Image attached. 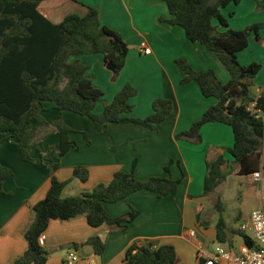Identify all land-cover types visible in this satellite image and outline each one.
Returning a JSON list of instances; mask_svg holds the SVG:
<instances>
[{
	"label": "crops",
	"instance_id": "obj_1",
	"mask_svg": "<svg viewBox=\"0 0 264 264\" xmlns=\"http://www.w3.org/2000/svg\"><path fill=\"white\" fill-rule=\"evenodd\" d=\"M90 8L99 13L101 23L118 32L129 46L126 64L118 78L104 63L100 54L73 57L89 68L94 76V85L104 92V102L95 108L102 114L105 103H112L126 85L137 89L131 99L133 119H145L153 113V103L158 99L170 100L173 110L165 122L152 131L134 123L110 124L107 129L95 127L87 117L71 112L51 110L42 115L48 123L63 121L72 129V140L78 144L61 160L56 176L62 182H70L64 197L89 193L99 183H109L113 175L122 171L131 173L133 161L138 159L134 175L139 180L150 177L168 176L166 167L171 161V175L182 179L176 194L158 199L150 191H139L116 204H106L105 209L112 217L126 215L132 208L140 212L139 217L120 231L107 226L92 228L85 216L70 221L53 220L44 234V249L48 253L46 264H63L67 254L78 244L81 260L77 264H127L126 251L134 244L153 243L155 246L173 245L178 258L184 264H199L213 249L210 242L216 240V229L206 210H224V197L235 195V180L242 177L233 163L230 150L235 138L231 127L222 123H208L201 129V142L191 143L177 139V135L188 131L200 121L204 113L217 104L215 98H206L198 84L181 85L183 71L176 63L187 60L197 71L213 69L222 83H228L230 73L218 59L199 43L186 38L185 30L164 23L170 19L168 6L162 0H46L39 6L40 13L54 24H59L67 15L84 17ZM223 16L231 29L243 31L254 24H264V9L259 10L254 0H242L224 8ZM220 32L225 28L219 25ZM150 48V54L143 52ZM242 66L260 64L261 70L250 88L254 99L264 94V29L259 36L252 35L249 46L238 54ZM45 153L58 143L56 132L42 133ZM40 152L33 158L39 159ZM224 157L225 180L214 192L205 194L207 163ZM0 165L14 171L15 178L0 181V264H14L28 248L25 232L33 221V208L47 195L51 186L49 167L32 164L21 159L12 143L0 149ZM89 171L88 181L81 183L73 178L76 167ZM245 177V176H243ZM250 184L256 186L247 177ZM257 187V186H256ZM258 193V187H257ZM247 196L251 191L246 192ZM259 198V193H258ZM260 205V198L259 204ZM257 207V208H258ZM237 213V217L249 218ZM224 218V217H223ZM239 232L238 230H232ZM191 232H195L193 237ZM240 233V232H239ZM94 236L105 243L103 255H97L85 243ZM217 241V240H216ZM191 246L195 251L189 249ZM191 261H188V258Z\"/></svg>",
	"mask_w": 264,
	"mask_h": 264
},
{
	"label": "trees",
	"instance_id": "obj_2",
	"mask_svg": "<svg viewBox=\"0 0 264 264\" xmlns=\"http://www.w3.org/2000/svg\"><path fill=\"white\" fill-rule=\"evenodd\" d=\"M46 0H0V149L12 143L23 161L49 166L51 186L46 197L33 208L34 218L25 232L28 248L14 264H46L48 253L39 244L53 220L70 221L85 216L92 228L107 226L126 230L140 215L132 208L121 217H112L106 204H116L139 191H150L158 199L177 193L182 179L171 175L139 180L134 171L138 159L133 161V171H118L109 183H99L89 193L64 197L63 192L70 182L60 181L56 173L60 162L78 144L72 140L75 133L63 121L48 123L42 113L51 110L71 112L89 118L94 126L107 129L110 124L134 123L156 131L173 110L170 100L158 99L153 103V113L145 119H133L131 99L138 93L126 85L112 103H105L102 114H95L96 106L104 102V92L94 85V76L89 68L73 57L100 54L104 63L113 68L118 78L126 64L129 46L116 31L104 26L96 9L90 8L84 17L67 15L62 22L54 24L44 17L39 6ZM168 6L170 19L162 22L185 30L186 38L204 46L214 53L230 73L228 83H222L213 69L197 71L185 59L176 61L184 76L181 85L198 84L202 95L215 98L217 104L210 107L202 119L177 139L200 143L201 129L208 123H222L232 128L235 138L230 154L239 168L240 176L249 177L259 170L264 147V94L254 99L250 88L261 70L260 64L242 66L238 54L249 46L252 35L259 36L264 24H254L243 31L231 29L223 16V9L242 0H162ZM259 10L264 9V0H254ZM215 21L225 28L220 32ZM256 103L252 111L247 108ZM53 127L58 143L45 153L41 134ZM40 159H34L35 151ZM227 161L219 157L207 163L205 194L208 195L225 180L224 166ZM14 171L0 165V181L13 180ZM73 178L85 183L89 171L76 167ZM223 213V209H221ZM228 229L223 216L216 225V240L226 243ZM235 233L234 231H232ZM246 244L253 241L242 234ZM85 245L92 247L101 256L105 250L103 240L94 236ZM79 249L78 244L72 245ZM127 264H184L178 258L173 245L155 246L153 243H134L126 251ZM204 264V259L199 260Z\"/></svg>",
	"mask_w": 264,
	"mask_h": 264
},
{
	"label": "built area",
	"instance_id": "obj_3",
	"mask_svg": "<svg viewBox=\"0 0 264 264\" xmlns=\"http://www.w3.org/2000/svg\"><path fill=\"white\" fill-rule=\"evenodd\" d=\"M145 54H150V48H144ZM256 103L247 109L252 111ZM264 117V113L257 112V117ZM250 181L258 187L260 205L253 210L249 218L240 226L239 232L251 238V244L241 245L238 250L224 249L223 247L213 248L204 258V264H264V147L261 156V164L258 171L249 176ZM251 232L252 235L247 233ZM195 236V232L190 233ZM244 240V239H243ZM46 236L43 234L39 238L41 247L45 246ZM81 260V255L73 250L67 254L63 264H77Z\"/></svg>",
	"mask_w": 264,
	"mask_h": 264
},
{
	"label": "rangeland",
	"instance_id": "obj_4",
	"mask_svg": "<svg viewBox=\"0 0 264 264\" xmlns=\"http://www.w3.org/2000/svg\"><path fill=\"white\" fill-rule=\"evenodd\" d=\"M94 113L96 114L95 111ZM42 115H44V113H42ZM53 131H54L53 127H50V128H46L43 132L46 134L48 132H53ZM37 152L39 153L40 151L38 150ZM38 157H41V156L39 155ZM230 179L235 180V183H236L235 184V195L233 197H226V196L224 197L223 203H224L225 208L223 210V213L219 212L218 210L216 212H214L213 210L211 211L206 210L205 213L202 215V219L205 218L206 216L205 214L207 213L209 214V216H211V220H213V223H214V222H217L221 214H223V217L226 222L227 229H228L227 242L222 244L215 240L214 242H210V245L213 248H217V247H223L224 249L232 248L234 249V251H236L241 245L244 244L242 234L239 232H235V233L232 232V230L234 229L239 231V228L242 225V222L244 220V219L238 218L237 213L240 211L244 215L251 213L253 210H255L258 207L259 198H258V193H257V187L254 185H251L247 177L242 176V177L236 178L234 176H231ZM249 190L251 191V194L247 196L246 192ZM213 228L216 229L215 225H213ZM247 234L252 235L251 232H248ZM188 247L189 249L192 248L191 246H188ZM191 251L193 252V255H194L193 256L194 258L192 259L194 261L195 255H196L194 252L195 250L192 248ZM187 259L188 261L189 260L191 261L189 257Z\"/></svg>",
	"mask_w": 264,
	"mask_h": 264
},
{
	"label": "water",
	"instance_id": "obj_5",
	"mask_svg": "<svg viewBox=\"0 0 264 264\" xmlns=\"http://www.w3.org/2000/svg\"><path fill=\"white\" fill-rule=\"evenodd\" d=\"M109 69H111L113 71V68L111 65H107Z\"/></svg>",
	"mask_w": 264,
	"mask_h": 264
}]
</instances>
